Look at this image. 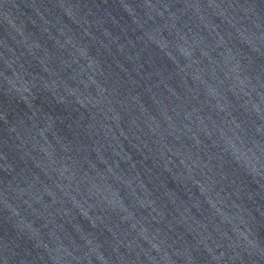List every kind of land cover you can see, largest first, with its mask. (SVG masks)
Instances as JSON below:
<instances>
[{"label":"water","instance_id":"1","mask_svg":"<svg viewBox=\"0 0 264 264\" xmlns=\"http://www.w3.org/2000/svg\"><path fill=\"white\" fill-rule=\"evenodd\" d=\"M0 140L93 264H264V0H0Z\"/></svg>","mask_w":264,"mask_h":264}]
</instances>
